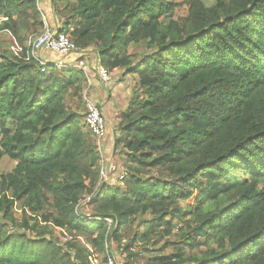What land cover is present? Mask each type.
Instances as JSON below:
<instances>
[{"label":"trees","instance_id":"16d2710c","mask_svg":"<svg viewBox=\"0 0 264 264\" xmlns=\"http://www.w3.org/2000/svg\"><path fill=\"white\" fill-rule=\"evenodd\" d=\"M40 1L0 0V264H264V0ZM47 23L111 74L100 104L136 82L109 163L87 75L32 56Z\"/></svg>","mask_w":264,"mask_h":264},{"label":"built area","instance_id":"2783aa9c","mask_svg":"<svg viewBox=\"0 0 264 264\" xmlns=\"http://www.w3.org/2000/svg\"><path fill=\"white\" fill-rule=\"evenodd\" d=\"M2 21L3 19H0V23ZM43 50L56 52L61 56V58L58 60H47L41 56V52ZM79 51H81V49L69 38L68 35L60 32L56 28H53L48 23L46 24L44 31L32 41L31 45L32 56L38 62L41 72H46L48 67L54 66L66 69L79 68L87 74L86 62L84 59H80L74 65L67 63L68 56H71L72 53ZM100 72L102 82H108L110 80V76L107 71L104 68H100ZM88 85L89 87L84 91V101L86 107L84 122L92 132L94 138L100 143L106 135L108 122L103 114L101 106L92 98V96H89L91 83L89 82ZM121 177H123V175ZM106 256L107 258L105 260H93V264H120L116 256L111 255L109 251L106 252Z\"/></svg>","mask_w":264,"mask_h":264},{"label":"rangeland","instance_id":"374dc122","mask_svg":"<svg viewBox=\"0 0 264 264\" xmlns=\"http://www.w3.org/2000/svg\"><path fill=\"white\" fill-rule=\"evenodd\" d=\"M40 5L45 10L47 17L49 18V16H50L49 4H47V2L45 0H41ZM178 14H180V15L185 14V9L180 8L178 11ZM8 41L11 44V41L8 37H5L2 39V37L0 36V43H4V42L8 43ZM145 46H146V42H143L139 46L133 45L131 50L134 51L136 48H140V47L145 48ZM55 55L56 56L58 55V57H59V54L56 52H53V51L43 50L41 52V56L45 59H52V58H48V57H50V56L54 57ZM81 55H82V57H84L83 59H85L84 61L87 63L86 69L89 72L88 76L90 77V81L92 82V89L89 90L90 91L89 96L90 97L92 96V98L95 101H97L98 104H100L101 101H99L98 99H95L94 95H97L96 93H98L99 90H102L104 83L102 82L101 78H99L95 73V67H94V63H93L94 57L91 55L83 54V53L71 54V56H73L74 58H80ZM109 76H111V74ZM119 76H120V74H117L116 76H112V78H114V79L116 78L117 81L113 82V80H111L109 82V84L112 82L111 83L112 86L114 84V89L112 91L113 93H111V96H110L111 100L110 99H109V101L106 100L105 104H103V103L100 104L102 111H103V114H104L105 118L108 120V125H107L108 129H107L106 135L103 138V140L100 143L97 141V143L99 144L98 147L102 146L101 150L103 149L102 151H104V156H105L106 160L108 161V163L111 160V158H113L112 157V146H113V139L112 138L114 136V127L113 126H115V122H116V116H115L116 112L120 109L119 107H124L125 105H127L129 94L133 90V87L136 85V82L129 80V79L120 82ZM88 82H89V80H88ZM88 82H87V88L89 87ZM97 84H99V85H97ZM99 93L105 94V95L106 94L110 95V93L108 91H105L104 88H103L102 92H99ZM105 95L103 98H102L103 95L100 96L102 98L101 99L102 101L105 100ZM107 161H106V163H107ZM101 165L103 167L106 166L105 164H103V162L101 163ZM14 166H15V163L13 161H11L10 159H8V158L3 159L0 163V172L5 171V170H11ZM135 247H136L135 250H137V249L140 250L144 254V256L147 257L148 254H147V252H145L142 245L138 244ZM154 248H155V246L152 247V249H154ZM123 257H124V255H123Z\"/></svg>","mask_w":264,"mask_h":264},{"label":"crops","instance_id":"0c3cea01","mask_svg":"<svg viewBox=\"0 0 264 264\" xmlns=\"http://www.w3.org/2000/svg\"><path fill=\"white\" fill-rule=\"evenodd\" d=\"M45 1H46V0H45ZM46 2H47V1H46ZM48 58H52V59H47V60H58L59 58H61V56L59 55V57H58V55H57V56L55 55L54 57H53V56H50V57H48ZM83 58H84V57H82V56H80V58H74V57L70 56V57H68V59H67V63H68V64H71V65H74V64L77 63L80 59H83ZM84 60H85V59H84ZM96 62H97V57H94V62H93V63L96 64ZM86 64H87V63H86ZM95 70H96V69H95ZM86 73H87V74H86V75H87V78H88L89 82L91 83V85H90V86H91V87H90V90H91V89H92V82L90 81V77L88 76V73H89V72L87 71V69H86ZM89 82H88V84H89ZM97 85H99V84H97ZM103 88H104V86H103ZM103 88H102V90H103ZM102 90H99V92H102ZM105 91H106V89H105ZM89 92H90V91H89ZM99 92L96 93L97 95H94L96 99H98V97L101 98L100 96H102V95H103V96H102V98H103L104 95H105V94H100ZM106 95H107V94H106ZM106 95H105V96H106ZM102 98H101V99H102ZM101 99H100V100H101ZM109 99H110V97H109ZM109 99H108V101H109ZM100 100H99V101H100ZM110 100H111V99H110ZM105 103H106V102H105ZM105 103H104V104H105ZM107 122H108V120H107Z\"/></svg>","mask_w":264,"mask_h":264}]
</instances>
